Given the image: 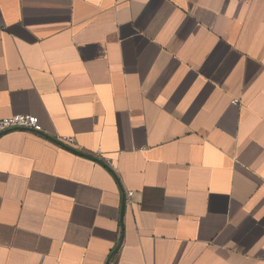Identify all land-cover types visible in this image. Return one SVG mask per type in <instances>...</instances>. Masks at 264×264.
I'll return each instance as SVG.
<instances>
[{
    "label": "crops",
    "instance_id": "0c3cea01",
    "mask_svg": "<svg viewBox=\"0 0 264 264\" xmlns=\"http://www.w3.org/2000/svg\"><path fill=\"white\" fill-rule=\"evenodd\" d=\"M13 115L0 264H264V0H0Z\"/></svg>",
    "mask_w": 264,
    "mask_h": 264
},
{
    "label": "built area",
    "instance_id": "2783aa9c",
    "mask_svg": "<svg viewBox=\"0 0 264 264\" xmlns=\"http://www.w3.org/2000/svg\"><path fill=\"white\" fill-rule=\"evenodd\" d=\"M19 129L30 131L35 134H40L42 131L41 125L36 116L13 115L0 120V134ZM54 142L66 148H72L74 145V140L69 137H59Z\"/></svg>",
    "mask_w": 264,
    "mask_h": 264
}]
</instances>
